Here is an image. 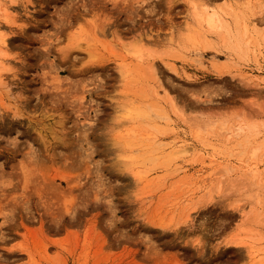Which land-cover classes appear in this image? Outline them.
<instances>
[{"label":"rangeland","instance_id":"rangeland-1","mask_svg":"<svg viewBox=\"0 0 264 264\" xmlns=\"http://www.w3.org/2000/svg\"><path fill=\"white\" fill-rule=\"evenodd\" d=\"M0 29V264H264V0H0Z\"/></svg>","mask_w":264,"mask_h":264},{"label":"bare ground","instance_id":"bare-ground-1","mask_svg":"<svg viewBox=\"0 0 264 264\" xmlns=\"http://www.w3.org/2000/svg\"><path fill=\"white\" fill-rule=\"evenodd\" d=\"M5 13L6 14H5V18L4 19L9 21L10 18H9V15L7 14L8 13L7 10L5 11ZM193 16L195 17V20L197 21V23H198L197 25L199 27H200V25L202 23L203 24L205 23L206 26H207V29L210 30V31H214V30H217V29L219 30V29H221V28H223L225 26V23L223 22L224 20H222L223 18L221 19L220 18L221 15L219 17V14L217 12H215V11H212V12L207 13L203 9L202 10H199L197 8V6H196L194 8V10H193ZM80 36L81 35H79V37ZM79 37H77L75 35V37H73V39H72V41H73L72 43H73V45L75 47H79L81 41H85V42L87 41V38L86 37L85 38L84 37L79 38ZM8 39H9V37H8V35H6V32H4L3 30L0 29V56L1 57L4 56V54L6 52L5 51L6 50L5 48H7ZM90 60L91 61H95V62L96 61H99L98 59H96V56L93 53H91ZM3 64L4 63H3V61H1V58H0V70H3L4 69ZM136 107H138V105ZM124 112H126V111H124ZM134 115L135 116H138V117H143V118H146L148 116L146 110L141 106V107H138V108L134 109L133 111L127 110V112L124 114L123 117L128 118V119H132V117L135 118ZM40 124H41V122H40ZM103 124H105V123H103ZM102 126H104V125H102ZM39 127H41V126H39ZM43 127H42V129H43ZM36 128H38V127H36ZM48 130H49V128H48ZM50 130H51V128H50ZM49 134L51 135L52 133H49ZM139 135H140V137H138L135 134H133L129 139H126L125 138L126 140H124V142L120 144V145H125L130 150L135 149L137 152H139V154L136 153V155H135L132 152L127 153V152L124 151V153H126V154L123 155L124 157H126L128 159L127 161L124 162L123 166H124L125 169H127L128 171H130L132 173V176H133L134 181L136 183L135 186L136 185H139L140 183H146V184H148L149 182L152 181L151 174H150V170L147 169L148 166H147V168H145V166H146V163L147 162L154 161V158H156L158 156V152H156L158 149L154 146V142L151 143V141H149V139L146 138L147 133H144V134H141L140 133ZM54 136H56V135L54 134ZM42 142H45V141H42ZM151 144H152V146H151ZM254 156H255V153H254ZM166 161L169 162L167 159H166ZM136 166H141L142 168L141 169H138V170H134V167H136ZM252 211L254 212L255 210H252ZM253 215H254L255 218L262 217V216H264V211L259 212L258 210H256ZM187 217H190V216H187ZM231 240H233V239H231ZM243 240L242 239H238V240H235V242H233V243L234 244H240V243H243ZM247 248H248V251H250L249 253H250V256L251 257L256 256L257 253L259 254V250L258 249H255V247L252 246V244H250V246L247 245ZM242 259H243V257H242Z\"/></svg>","mask_w":264,"mask_h":264}]
</instances>
